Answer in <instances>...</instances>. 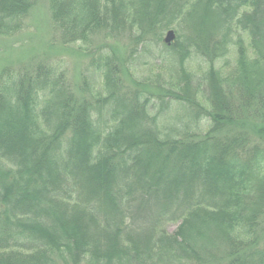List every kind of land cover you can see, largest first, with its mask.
I'll list each match as a JSON object with an SVG mask.
<instances>
[{
    "label": "trees",
    "instance_id": "16d2710c",
    "mask_svg": "<svg viewBox=\"0 0 264 264\" xmlns=\"http://www.w3.org/2000/svg\"><path fill=\"white\" fill-rule=\"evenodd\" d=\"M39 3L93 78L0 73V264H264V0H0V39Z\"/></svg>",
    "mask_w": 264,
    "mask_h": 264
},
{
    "label": "rangeland",
    "instance_id": "374dc122",
    "mask_svg": "<svg viewBox=\"0 0 264 264\" xmlns=\"http://www.w3.org/2000/svg\"><path fill=\"white\" fill-rule=\"evenodd\" d=\"M166 35L167 33L164 34V38H166ZM101 41L104 45L110 46L111 50L118 55V58L127 56L129 42L126 39H116L111 42L99 39L95 43L96 46L101 44ZM154 49L151 55L154 53L159 55L160 52H163V55L167 54L164 42L158 48L154 47ZM151 55L146 54L144 50L140 51L133 65L134 67L137 64L134 70L135 79L144 82V80L152 76L155 78L156 76L166 77L167 75L171 76L175 74L172 68L169 70L164 67L167 65L166 62L164 65L162 64L165 60H156L152 62L153 67H145L144 64L150 62ZM57 61L64 63V67H67L71 79L70 82L75 91H77L83 74L84 77L88 76L92 80L93 75L87 72L86 69L87 65L90 64V58L75 47H65L62 45L59 36L52 26L49 8L46 3H39L34 8L24 24V29L19 34L12 38L0 39V73L5 67L19 72L31 69L41 63ZM176 115H179V113H176L175 110L166 111L165 114L163 113L160 122L170 124L175 121ZM181 115H187V113L181 111ZM201 125V129L196 130L198 131L197 133L206 132L209 129L207 121H203ZM170 129L162 130L168 133ZM177 227L178 225L175 224L168 226L167 229L170 233H174Z\"/></svg>",
    "mask_w": 264,
    "mask_h": 264
},
{
    "label": "water",
    "instance_id": "95a60500",
    "mask_svg": "<svg viewBox=\"0 0 264 264\" xmlns=\"http://www.w3.org/2000/svg\"><path fill=\"white\" fill-rule=\"evenodd\" d=\"M175 38H176L175 32L174 31H169L167 33V35H166V38H165L164 42L168 46H170L173 43V41L175 40Z\"/></svg>",
    "mask_w": 264,
    "mask_h": 264
}]
</instances>
